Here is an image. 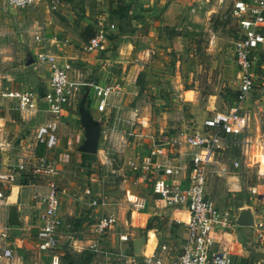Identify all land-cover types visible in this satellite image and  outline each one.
<instances>
[{
	"label": "rangeland",
	"instance_id": "rangeland-1",
	"mask_svg": "<svg viewBox=\"0 0 264 264\" xmlns=\"http://www.w3.org/2000/svg\"><path fill=\"white\" fill-rule=\"evenodd\" d=\"M187 1L182 15L167 26L160 21V0H109V9L99 20H95L96 0H74L72 5L64 0H36L28 9L6 7L0 1V118L10 124L7 126L5 121L0 122V151L4 153L3 167L11 170L22 163L26 169L24 175H28L36 157V130L45 125L49 118L42 107L35 114L23 113L16 103L3 97L4 93L9 87L36 92L38 86L29 87L27 79L40 74L46 67L35 61L36 55L41 52L59 55L61 46L58 42H64L66 35L62 38L58 33L76 35L82 14L85 19L95 21L98 28L106 24L115 26L110 35L114 44L111 43V47L105 51L108 62H104V65L110 71V83L123 84L124 92L114 100L116 108H108L110 114H97L86 103L94 119L104 123L98 153L81 157L77 151L84 139L80 135L82 128L77 113L78 102L86 91L83 88L66 108L70 120L62 125L61 149L54 156L61 171L59 176L50 179L42 173L32 175L43 186L52 180L61 194L62 225L56 235L57 248L51 255L58 258L59 264L64 255H68L74 263L87 258L89 264H126L119 253H129V243L139 237L142 230L137 229L138 220L130 224L126 189H129L131 172L128 163L132 159L126 152L132 153L143 136L144 140L152 141L175 137L182 125L185 131L190 130L187 119L198 118L197 110L203 117L206 107L225 111L232 106L224 94L236 92L238 88L236 68L231 59L232 43L237 37L231 16L235 0ZM156 5H159L158 10H154ZM124 6L128 7L126 12L131 17L127 23L118 21L117 17L109 18L111 11L114 13ZM119 27L124 31L120 32ZM32 58L34 62L28 65ZM262 61L255 71L251 105L248 108L249 131L252 137L260 133V141L264 140V59ZM86 70L72 65L69 75L74 81L96 83L94 72L92 76L91 71ZM120 106L123 108L120 109ZM136 128L139 129V138L128 135ZM133 138L138 139L137 142ZM17 140H20V144L15 146ZM124 144L123 151L121 148L118 150ZM42 156L53 157L52 153L45 151ZM237 156L239 161L243 160V156ZM250 157L253 160L249 162L248 171L251 173L248 176L252 179L246 177L245 181L239 182L232 174L214 180L208 187V193L214 194L210 195L216 208L229 217L235 216L237 205L252 202L244 196L243 191L256 178V151H252ZM262 165L264 169V163ZM230 170L241 172L244 169L240 166ZM3 188L0 187V190L9 193V187ZM2 194L6 196V192ZM93 202L101 212L115 213L118 217L116 225L100 237L93 232V225H84L82 220L79 221V213L91 215ZM16 204L23 216L26 208L21 203ZM147 215L148 220L158 217L165 222L162 227L150 231L152 234L148 232L147 240H154L153 234L158 243L174 237L173 227L169 225L173 223L170 218L153 216L151 213ZM6 216V206L0 203L3 229L10 227L6 223ZM12 228L15 232L8 234L10 242L15 236L25 238L24 231ZM222 236L217 244L218 249L233 244L240 254L247 251L254 239L250 227L239 228L233 224L223 230ZM8 249L11 254L15 248L11 246ZM150 251L151 248L146 252ZM18 252L25 264H41L35 251L20 248Z\"/></svg>",
	"mask_w": 264,
	"mask_h": 264
},
{
	"label": "built area",
	"instance_id": "built-area-1",
	"mask_svg": "<svg viewBox=\"0 0 264 264\" xmlns=\"http://www.w3.org/2000/svg\"><path fill=\"white\" fill-rule=\"evenodd\" d=\"M5 6L15 9L31 8L36 0H2ZM231 16L235 23L237 37L232 43V55L238 70V100L225 111H214L202 123L201 129L181 130L173 138L152 139L151 146L139 162L129 161V170L141 182H150L152 195L165 207L183 209L187 214L184 223V237L177 245L166 241L141 258L129 253H119L126 264H236L229 253L218 250L219 237L224 229L232 226L234 217L221 213L207 192L211 177H222L230 169L240 167L237 155L241 156L252 148V141L245 137L249 127V116L244 104L254 89L255 71L261 64V48L264 46V0H235ZM113 24H106L95 30V35L83 46V51L91 53L107 49V36L114 31ZM35 61L49 68L48 86L42 90L43 97L27 90H6L3 97L17 104L23 113L35 114L42 107L49 121L36 130V139L43 143L52 158H34L31 174L42 173L50 179L60 174L54 160L59 142L62 116L67 106L83 88L89 90L88 101L95 100V111L106 112L114 98H119L123 86L119 82L98 84L72 80L69 65L58 66L54 58L46 53L36 55ZM64 124V123H63ZM128 135L139 138V134ZM264 146L258 152L257 184L264 186ZM20 163L8 172L0 171V185H9L15 176L25 172ZM230 174H235L230 170ZM160 172L163 179L160 180ZM30 174V173H29ZM131 175L129 177H131ZM184 179L183 186L179 182ZM0 190V199H4ZM248 194L257 198L259 210L254 213L253 248L264 249V191L256 186L248 188ZM34 199L42 205L36 248L39 252L52 255L57 248V231L61 226L59 207L61 194L50 180L45 186L37 187ZM126 199L132 212L145 208V203L126 192ZM2 203V202H0ZM91 206H97L95 202ZM115 213L101 215L93 224V232L98 237L117 223ZM177 224L180 221H176ZM10 247L8 234L0 231V258ZM97 251V249H94ZM249 264H264L256 260Z\"/></svg>",
	"mask_w": 264,
	"mask_h": 264
},
{
	"label": "crops",
	"instance_id": "crops-1",
	"mask_svg": "<svg viewBox=\"0 0 264 264\" xmlns=\"http://www.w3.org/2000/svg\"><path fill=\"white\" fill-rule=\"evenodd\" d=\"M0 1L3 3L2 0H0ZM197 1L198 0H196V2ZM96 2H97L96 3L97 8L95 9V13H96L95 20H99L100 18H102L103 16L106 15L107 10L109 9L110 5H109V0H96ZM168 2H170V3H168ZM185 2L187 3L188 1L187 0H173V1L172 0H160V11H158V12H160V21L164 22V26H167L169 23H171L177 17H180L182 15V12H184L186 9V7H185L186 3ZM157 7L159 8V5L154 6V10H158ZM111 9H114V8L111 7ZM88 25L93 27L95 30L98 29V27L95 24V21L93 22L91 20L85 19V17H84L83 19H81L80 27L76 31V35L73 36L69 32L65 33V34L63 32L58 33V35H62V38L64 35H66V36H64L65 41L64 42H58V44L61 46L60 51H59V55L54 54L51 56L53 58H55L54 62L58 66L63 67L65 65H69L71 68V66L73 65L74 68L75 67L76 68L82 67L84 69L86 68L87 69L86 71H91L90 74H92L94 72V74L96 75L95 79H94L97 81L96 83H98V84L110 83V81H109L110 71L107 68H105V65H104V62H108V59L105 57L107 52L94 51L91 53H86L82 50L83 46L85 44L79 39V34H80L81 30L85 26H88ZM57 38L58 37H56L55 41L58 40ZM106 46H107V50L109 47H111V43L108 40H107ZM261 52L264 55V46L261 48ZM231 59H232V63L234 64L233 65L234 68H236V73L238 74L237 67H236L235 62L233 60L232 51H231ZM263 59H264V57H263ZM29 65H31V64H29ZM237 74H236V77H237ZM49 76H50V71H49V68L46 66L43 68V70L40 74L32 75V77H29L27 79L28 86L31 87L32 85H37L38 88L36 90V93L39 89H41V91H42L48 86ZM92 76H93V74H92ZM122 86H123V90H122V93H123L125 86L123 84H122ZM10 89L19 90V91H27V90H20V89H15V88H10V87L7 90H10ZM236 91H237V89H236ZM33 92H35V90ZM122 93H121L120 97L122 96ZM88 100L89 99H87V103L89 104V106L91 108H93L92 110L95 113H97L95 111V103H94L95 100L94 99H91L90 101H88ZM114 100H116V98H114ZM114 100H112L111 106H109L108 108H111V109L116 108V106L114 104ZM250 105H251V101H250V97H249V99L244 104V110L247 113H248V108ZM108 108H107L105 113L108 112V114H110ZM119 108L122 109L123 107L120 106ZM206 108L207 109L205 110L203 117L198 112L199 110H197V113L199 114L198 118L190 117L187 119L188 126L190 127V130H192V129L200 130L203 121L209 115H211L214 111H218V110H216V108H214V109H210L209 107H206ZM97 114H99V113H97ZM190 114L193 115L192 112ZM61 119H62V121H61L62 124L60 125L59 142H58L56 154H57V152H60V149H61V146H60V140H61L60 135H61V133L60 132H61L62 125H63V123L65 124L66 122H68L70 120L67 110L64 111ZM2 121H5V123H7L6 120L0 118V122H2ZM73 122L75 123V121H73ZM78 122H79V120H78ZM100 123H101V134H100V139H101V135L103 133L102 130L104 128V123L101 120H100ZM7 124H8L7 126H10L9 123H7ZM183 127L184 126L182 125L181 130H184ZM138 132H139V129L137 130V128L132 130L133 135L140 134ZM162 132L163 131H161V133ZM246 133H247V135L245 137L250 138V140L252 141V148L250 150H247L246 153H244V155H243V160L239 161L240 166L244 170L241 172H235L234 175L230 174L231 171L229 170V174L223 175L222 177H211L209 182H208L207 192H208V187L210 186V184L214 180L222 179L223 177H226L229 175L235 176L239 182L245 181L246 177L248 180L252 179L251 177L249 178V176H248L249 175L248 173H251L248 171L249 166H250L249 162L253 160V158L250 157V154L252 151H256L257 156H258V152L261 149V146H264V140L260 141V133L257 134V137H252L251 132L249 131V128H248ZM141 134H143V133H141ZM80 135H82L84 138L83 129H82V131L80 129ZM143 138H144V136H143ZM143 138L140 140L133 138L134 141H136V142L138 140V142H137L138 145L135 147V149L133 150L132 153L126 152L127 154L131 155L130 158L132 159V161L135 160V162H139L143 157L146 156V154H147V152L151 146V141L148 139L144 140ZM142 140H144V141H142ZM253 142H255V143H253ZM125 145L126 144L118 147V150H120V148H121V151H123V149L125 148ZM130 145L131 144L129 143L128 146H130ZM128 148L129 147H127L126 150H128ZM1 150H3V148H1ZM44 151L48 153V151H46L45 148H44ZM0 156H1L0 171H3L6 173V172L10 171V169L3 167L4 166L3 164L5 161L3 162L4 153H2V151H0ZM34 158H37V157H34ZM256 162H257V160H256ZM257 170H258V166H257ZM257 170L255 172L256 178L254 177L255 182L253 181L252 183L247 184L245 186V188H243L244 196H247L249 199H251L252 202H248V204L236 206V207L248 206L254 210V213H255V211L259 210L260 205H259L257 198L248 194V188L250 186H256L257 185L258 190L260 192L264 191V186L261 184H257V179H259ZM28 172L30 173V174L28 173V175H31V177H32L33 174H31L30 171H28ZM130 175H131V173H130ZM32 178H34V177H32ZM162 179H163V176L161 175V172H160V180H162ZM33 180H34L33 182L29 183L30 185L29 184L20 185L19 184L20 177L15 176L13 181L9 185H5V186L0 185L1 188L9 187V193L6 194V196L4 197V199L2 201V204H4V206H6V212H7V208L9 206H11L9 204L16 206L17 205L16 203H21L27 210L26 213L22 216V213H21L19 207L16 206L18 214H19L20 225L17 227L10 226V227L5 228L7 230L6 232H8L7 234L11 233V231L15 232L12 227H14L15 229H17L19 231H24L23 235L25 236V238L22 239L20 236H15L14 240H12V242L9 241L10 247L12 246L15 249L11 252V254H9V252L7 251V254L4 257L0 258V264H25L24 258L18 252L20 248H25L28 251H31V250L35 251L36 254L38 255L40 261H41V264H59V260L55 255L49 256L47 254L39 252L36 248V239H37V232H38V227H39V215L41 214L43 208H42L41 203L38 200L34 199L33 196H34V192H35L36 188L39 186L43 187V185H42V183H40L39 181L36 180V177ZM179 182L183 186L186 184L184 179H180ZM15 184H19V186L18 185L16 186ZM128 184H129V189H126V192H129V195L134 196L135 198L141 199L145 203V208L141 211L132 212L131 208H130V224L132 225L134 220H138L137 229L138 230L144 229V227L148 221V218H149V215H147V213H151L153 216H160V217L164 216L166 218H170V220L173 223L172 224L170 223L169 225H170V227L173 226V230L175 233H174L173 238L164 240V242L166 241L169 244H174L175 249L177 250V248H178L177 245L182 241V239L184 237V229H183L182 225H184V223L187 221L186 212L183 209L165 207L161 201L157 200L152 195L151 190H150V182L149 181L141 182L140 180H137L134 175H131V177L128 178ZM1 191L3 192V190H1ZM211 195H214V194H211ZM7 205H9V206H7ZM157 208H160V209L158 210ZM93 209L94 210L92 211L90 216L86 213L85 214L79 213L78 216H81L79 218V221L82 220L84 225H86L87 223H90L91 225H93L101 215L106 214L104 212H101L100 208L94 207ZM140 215H147V217H143ZM59 216L62 217L60 207H59ZM60 219H61V225H62V218H60ZM117 219H118V217H117ZM177 220L180 221L179 224L176 223ZM6 223H7V216H6ZM60 228H61V226H60ZM60 228H59V230H60ZM5 229H3V226L0 223V230H5ZM32 229H35V231H33ZM141 232H142V230H141ZM153 235H154V240L148 239L146 242L147 247L145 246L146 251H148L149 248H151L150 253L156 248V245L158 244L155 234H153ZM222 235H223V233H221V235L219 237V242H220V240H222V237H223ZM26 241H28V242H26ZM57 242H58V240H57ZM151 245H152V247H151ZM10 247H8V248H10ZM235 248H236L235 245L233 246V244L232 245L227 244L226 247H223L222 249H218V250H222V251L229 253L230 256L236 262V264H249V263L253 262L254 258H252L249 254L250 250L253 248L252 242L249 243L247 251L244 250L245 252L244 253L242 252V254H240V251L239 250L237 251V249H235ZM146 251L144 250L145 254H150V253H147ZM30 253H32V252H30ZM236 254H238V255L240 254V256H236Z\"/></svg>",
	"mask_w": 264,
	"mask_h": 264
},
{
	"label": "water",
	"instance_id": "water-1",
	"mask_svg": "<svg viewBox=\"0 0 264 264\" xmlns=\"http://www.w3.org/2000/svg\"><path fill=\"white\" fill-rule=\"evenodd\" d=\"M149 23H153L150 21ZM32 64V61L30 63ZM38 97H43V92L41 89L37 91ZM89 90H86L79 103L77 105V113L79 118V125L83 129L84 140L82 144L78 147L77 151L80 154L86 155H96L98 153V145L101 134V123L94 119L91 111L86 106L88 99ZM20 144V140L15 142V146ZM7 224L9 226H19V214L16 206H9L7 208ZM235 227H253L254 226V210L250 207H237L235 211V217L233 221ZM147 238L144 231L141 232L139 237L132 240V253L135 257L141 258L144 255V250L146 246ZM250 256L254 260L263 263L264 262V249L252 248L249 252Z\"/></svg>",
	"mask_w": 264,
	"mask_h": 264
},
{
	"label": "trees",
	"instance_id": "trees-1",
	"mask_svg": "<svg viewBox=\"0 0 264 264\" xmlns=\"http://www.w3.org/2000/svg\"><path fill=\"white\" fill-rule=\"evenodd\" d=\"M66 1L69 5H72L73 4V1L74 0H64ZM128 10V7H119L116 9V11L114 13H109L110 15V19L113 18V17H117V19H119L118 21L120 22H124V23H127V21H129V19L131 18L128 13L126 12ZM80 15H81V12H80ZM113 15V16H112ZM78 17V16H77ZM85 16L82 14L79 18L80 20L83 19ZM119 30L120 32H123L124 29L122 27H119ZM112 33H110L108 36H107V40L114 44V39L113 37H110ZM95 35V29L93 27H91L90 25L88 26H85L80 34H79V39L84 43L86 44L88 42V40L90 38H92L93 36ZM107 51V49L105 50ZM105 51H102V52H105ZM261 58V61L260 63H262V59H263V56L260 57ZM32 62L33 61V58L31 59ZM86 89V88H85ZM87 90V89H86ZM224 98L227 99V100H230L231 102V105L238 100V92H228L226 95L224 94ZM168 138V137H167ZM164 137V139H167ZM43 151H44V145L43 143L41 142H38L37 144V147H36V151H35V156L37 158H40L42 157L43 155ZM83 156H86V154H81V157ZM25 174V173H24ZM23 173L21 174L20 176V182L19 184L20 185H27L29 184L30 182H33V178L31 177V175H24ZM6 190V189H5ZM6 194L8 193L7 191H5ZM3 192V193H5ZM159 219L158 217H154L152 219H149L144 227V229H142V231H144L146 234L149 232V234H152L150 231H155L158 229V227L160 228V226L162 227V224H164V220L162 219ZM172 224V223H171ZM173 227V226H172ZM164 240H160V243H158V245H161L162 242ZM129 246H130V249H129V254H133L132 253V243H129ZM60 261H61V264H89V261L87 260V258H83L81 259L80 261H78L77 263H74L68 255H64L63 257L60 258Z\"/></svg>",
	"mask_w": 264,
	"mask_h": 264
},
{
	"label": "bare ground",
	"instance_id": "bare-ground-1",
	"mask_svg": "<svg viewBox=\"0 0 264 264\" xmlns=\"http://www.w3.org/2000/svg\"><path fill=\"white\" fill-rule=\"evenodd\" d=\"M147 247V246H146ZM145 251H146V248H145Z\"/></svg>",
	"mask_w": 264,
	"mask_h": 264
}]
</instances>
